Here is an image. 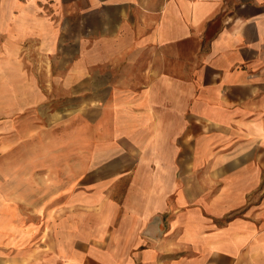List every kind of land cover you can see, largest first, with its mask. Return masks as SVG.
<instances>
[{"label": "crops", "instance_id": "crops-1", "mask_svg": "<svg viewBox=\"0 0 264 264\" xmlns=\"http://www.w3.org/2000/svg\"><path fill=\"white\" fill-rule=\"evenodd\" d=\"M0 264H264V0H0Z\"/></svg>", "mask_w": 264, "mask_h": 264}, {"label": "rangeland", "instance_id": "rangeland-1", "mask_svg": "<svg viewBox=\"0 0 264 264\" xmlns=\"http://www.w3.org/2000/svg\"><path fill=\"white\" fill-rule=\"evenodd\" d=\"M25 46V45H24ZM29 46V44H26V48L25 51L27 52V47ZM11 47V46H10ZM23 47V46H22ZM23 49V48H22ZM37 56H39V53H37Z\"/></svg>", "mask_w": 264, "mask_h": 264}]
</instances>
